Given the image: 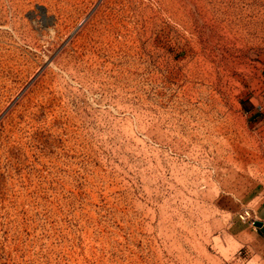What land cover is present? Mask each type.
I'll return each mask as SVG.
<instances>
[{
  "label": "rangeland",
  "instance_id": "rangeland-1",
  "mask_svg": "<svg viewBox=\"0 0 264 264\" xmlns=\"http://www.w3.org/2000/svg\"><path fill=\"white\" fill-rule=\"evenodd\" d=\"M263 202L264 0H0V264H264Z\"/></svg>",
  "mask_w": 264,
  "mask_h": 264
},
{
  "label": "crops",
  "instance_id": "crops-1",
  "mask_svg": "<svg viewBox=\"0 0 264 264\" xmlns=\"http://www.w3.org/2000/svg\"><path fill=\"white\" fill-rule=\"evenodd\" d=\"M253 221L262 222V226L258 227L261 237L264 238V202L257 206L253 212Z\"/></svg>",
  "mask_w": 264,
  "mask_h": 264
},
{
  "label": "water",
  "instance_id": "water-1",
  "mask_svg": "<svg viewBox=\"0 0 264 264\" xmlns=\"http://www.w3.org/2000/svg\"><path fill=\"white\" fill-rule=\"evenodd\" d=\"M254 225L257 226V227H261L262 226V222L256 221V222H254Z\"/></svg>",
  "mask_w": 264,
  "mask_h": 264
},
{
  "label": "built area",
  "instance_id": "built-area-1",
  "mask_svg": "<svg viewBox=\"0 0 264 264\" xmlns=\"http://www.w3.org/2000/svg\"><path fill=\"white\" fill-rule=\"evenodd\" d=\"M246 214H248V213H246Z\"/></svg>",
  "mask_w": 264,
  "mask_h": 264
}]
</instances>
